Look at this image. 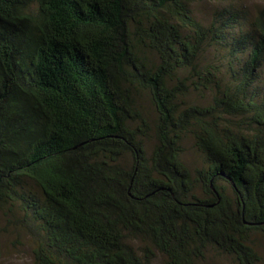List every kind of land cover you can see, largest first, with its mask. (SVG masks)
Listing matches in <instances>:
<instances>
[{
    "label": "trees",
    "instance_id": "16d2710c",
    "mask_svg": "<svg viewBox=\"0 0 264 264\" xmlns=\"http://www.w3.org/2000/svg\"><path fill=\"white\" fill-rule=\"evenodd\" d=\"M189 2L0 0V212H22L35 264H149L137 238L166 264H264V8L205 25ZM208 45L229 84L198 62ZM190 83L210 104L182 100Z\"/></svg>",
    "mask_w": 264,
    "mask_h": 264
},
{
    "label": "rangeland",
    "instance_id": "374dc122",
    "mask_svg": "<svg viewBox=\"0 0 264 264\" xmlns=\"http://www.w3.org/2000/svg\"><path fill=\"white\" fill-rule=\"evenodd\" d=\"M189 7L192 15L197 20L208 25L218 12H234L237 9L243 12L244 17L253 16L258 10L264 8V0H190ZM223 48L222 46L214 47L208 45L200 55L198 62L202 65L208 64L217 67L216 69L219 72H216L220 84L227 85L232 73L229 72L223 60ZM213 92V89L212 91L198 89L195 84H191L190 88L182 96V100L189 105L207 106L214 96ZM138 101L145 117L149 121H153L156 117V112L149 97L146 94L141 95ZM154 142L153 138L146 140L149 153ZM181 148L182 160L193 174L195 170L204 166V156L196 148L193 136H185L182 140ZM199 191L197 194L201 196L202 192ZM24 224L22 212L18 208H12L11 210L5 208L0 212V264H35L33 255L35 243ZM129 243L140 255H143L147 248L153 252L154 256L149 264H166L167 256L154 248L147 240L137 238ZM251 246L260 257L264 256V237L260 233L251 235ZM205 260L213 264H233L234 262V258L231 255L213 248H208Z\"/></svg>",
    "mask_w": 264,
    "mask_h": 264
}]
</instances>
